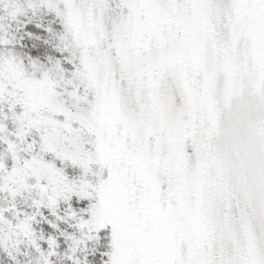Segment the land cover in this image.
Masks as SVG:
<instances>
[{
	"label": "snow or ice",
	"instance_id": "6c2138e0",
	"mask_svg": "<svg viewBox=\"0 0 264 264\" xmlns=\"http://www.w3.org/2000/svg\"><path fill=\"white\" fill-rule=\"evenodd\" d=\"M0 264H264V0H0Z\"/></svg>",
	"mask_w": 264,
	"mask_h": 264
}]
</instances>
